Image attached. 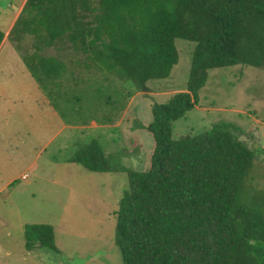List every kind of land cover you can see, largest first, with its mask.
Listing matches in <instances>:
<instances>
[{
	"label": "trees",
	"instance_id": "1",
	"mask_svg": "<svg viewBox=\"0 0 264 264\" xmlns=\"http://www.w3.org/2000/svg\"><path fill=\"white\" fill-rule=\"evenodd\" d=\"M18 27L21 41L33 36L23 60L48 96L75 76L76 60L142 88L171 75L180 59L177 39L193 41L187 89L152 108L148 166L124 169L116 244L124 264H264V192L246 183L255 153L236 136V124L172 136L174 122L198 104L211 68L264 67V0H26L9 36ZM4 38L0 29V45ZM87 79L91 86L75 97L99 98L98 83ZM101 79L110 88V78ZM72 160L90 171L116 169L95 142ZM27 238L29 250L36 242L57 249L51 225L29 226Z\"/></svg>",
	"mask_w": 264,
	"mask_h": 264
},
{
	"label": "rangeland",
	"instance_id": "2",
	"mask_svg": "<svg viewBox=\"0 0 264 264\" xmlns=\"http://www.w3.org/2000/svg\"><path fill=\"white\" fill-rule=\"evenodd\" d=\"M25 2L0 0L5 35ZM19 30L0 47V141L6 146V177H11L5 186L0 181V264H124L115 213L128 189L124 169L148 166L154 139L146 125L152 108L187 89L195 43L177 39L180 59L171 75L142 88L116 74L91 73L76 60L75 76L70 82L63 78L62 88L53 86L61 91L58 96H48L23 60L33 50V36L21 41ZM48 51L57 54L55 48ZM104 76L110 88L99 82ZM88 77L98 83L100 100L91 94L75 97L91 86ZM53 103L63 117L53 115L52 110L58 112ZM220 121L235 123L236 136L254 151L246 183L264 192V67L211 68L198 104L174 122L172 136L201 133ZM91 142L104 149L114 171H90L72 160ZM243 197L249 199L247 190ZM42 224L53 226L57 249L43 242L28 249L27 229Z\"/></svg>",
	"mask_w": 264,
	"mask_h": 264
},
{
	"label": "crops",
	"instance_id": "3",
	"mask_svg": "<svg viewBox=\"0 0 264 264\" xmlns=\"http://www.w3.org/2000/svg\"><path fill=\"white\" fill-rule=\"evenodd\" d=\"M16 19H15V21H16ZM15 21H14V23H15ZM8 38H9V34L5 35V38H4L3 42H2V44L0 45V47H2L4 45V43L6 42V40ZM51 107H53L52 104H51ZM52 112H53V115H55L56 118H59V115L57 116L58 112H56L55 110H52ZM0 147H2L1 148V152H0V154L2 156V158H0V163H1L0 170L3 171V173L0 175V181H4V183H1V185L5 186V185H7V184H9L11 182V177L10 176L6 177V171H8V167L9 166L6 165L8 162L6 164H4V162L6 161V146H4V144L1 141H0ZM9 158L10 157L7 155V159H9Z\"/></svg>",
	"mask_w": 264,
	"mask_h": 264
},
{
	"label": "built area",
	"instance_id": "4",
	"mask_svg": "<svg viewBox=\"0 0 264 264\" xmlns=\"http://www.w3.org/2000/svg\"><path fill=\"white\" fill-rule=\"evenodd\" d=\"M26 177H27V175H24V177H23V178L25 179Z\"/></svg>",
	"mask_w": 264,
	"mask_h": 264
}]
</instances>
